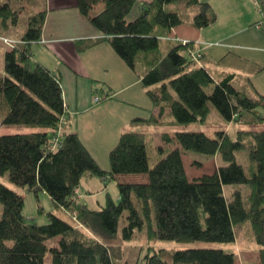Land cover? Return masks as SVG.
<instances>
[{"label":"trees","instance_id":"trees-1","mask_svg":"<svg viewBox=\"0 0 264 264\" xmlns=\"http://www.w3.org/2000/svg\"><path fill=\"white\" fill-rule=\"evenodd\" d=\"M22 1L0 0V28L20 29V35L9 36L20 41L7 47L0 68V119L3 126L36 130L0 134V172L36 196L39 213H44L41 193L50 197L57 212L47 213L46 224L27 219L24 196L0 182V264H118L122 253L110 240L118 237L122 222L124 241L145 230L150 241L221 244L153 248L143 258L145 264H235L236 252L222 245L236 241L239 225L251 223L264 264V129H240L235 135L226 130L164 132L162 140L177 145L170 151L159 145L165 156L152 167L149 136L126 131L110 152V169H102L77 133L65 130L59 141L54 139L66 113L61 79L34 61L31 50L42 35L47 10L33 0L39 7L25 17ZM101 1L104 7L95 12ZM137 3L78 0L80 11L128 65L136 68L140 59L146 66L142 83L157 109L149 122L157 124L168 113L174 117L168 124L173 128L208 125L211 105L226 123L264 122V95L249 82L236 85L233 73L215 79L198 64L204 53L192 57L194 39L160 49V35L185 22L187 10H195L190 21L196 27L214 23L217 13L209 0L142 1L139 14L130 20ZM260 8L264 13V5ZM243 150L251 161L249 175L238 161ZM190 151L217 157L216 169L190 178L183 159ZM85 174L115 180L119 198L107 192L99 209L81 202L78 188ZM232 184L239 187L227 195L225 187Z\"/></svg>","mask_w":264,"mask_h":264},{"label":"crops","instance_id":"crops-1","mask_svg":"<svg viewBox=\"0 0 264 264\" xmlns=\"http://www.w3.org/2000/svg\"><path fill=\"white\" fill-rule=\"evenodd\" d=\"M142 1L152 0H138L128 19L139 14ZM209 1L217 13L214 23L196 27L190 21L195 10H187L186 21L173 26L168 33L205 42L204 55L198 64L207 67L215 79L233 73L236 85L243 87L249 82L264 95V26H257L263 19L260 6L264 5V0ZM103 7L104 2L101 1L94 11L98 12ZM42 8L47 13L40 39L31 43L32 58L59 74L65 117L69 123L66 130L79 135L104 170L110 169V152L123 132H143L149 138L155 133L161 140L165 132L161 131L164 119L161 118L157 124L149 122L157 109L142 83L146 66L139 63L140 59L136 68L128 65L103 33L80 11L78 0H44ZM170 47L160 44L162 52ZM6 49L0 42V68L4 65ZM96 95L102 100L95 102ZM135 119L142 121L134 122ZM257 125L238 124L236 133L240 129H255ZM179 127H174L173 134ZM139 178L146 179L132 176V180ZM109 184L100 177L85 174L78 188V198L91 207L86 200L96 194L107 193ZM115 198H119V193Z\"/></svg>","mask_w":264,"mask_h":264},{"label":"rangeland","instance_id":"rangeland-1","mask_svg":"<svg viewBox=\"0 0 264 264\" xmlns=\"http://www.w3.org/2000/svg\"><path fill=\"white\" fill-rule=\"evenodd\" d=\"M43 1H39V6H43ZM24 4V10L23 14L26 17L28 14H31L34 12V9H37L39 7L37 4H33V0H24L22 1ZM1 29V33L3 35L9 37L20 35V29H17L15 27H11L10 29ZM0 42L4 44L6 47L10 46L8 45L3 39H0ZM173 41L168 40H161L160 44L165 47H170L172 45ZM145 55V54H143ZM212 111L210 113L209 121L210 125H202L200 123H191L188 125H185V127L181 126L178 128V130H194V131H207L212 132L214 130H224L226 129L230 134L235 135L236 134V127H238L236 123H226L220 116L219 112L216 110L214 106H212ZM263 113L264 111L261 110ZM172 119L174 117L170 115ZM169 114L163 118L164 119V125L161 127V131L164 130L165 132H169L170 135L173 134V131L175 128L168 125L170 122ZM255 129L261 130L264 129V122L259 123ZM36 130L35 128H25L23 130H20L19 128L15 127H8L3 126L1 124L0 119V134H6V133H15V132H30ZM162 145L164 149L167 151H170L171 149L176 147V143H166L162 140H158L155 133L150 135V143L148 147V155H149V163L150 166H154L163 156L164 154H161L159 152L158 146ZM239 162L242 163L245 166L246 173L250 174V167L251 161L249 159V154L247 150H243L238 153ZM185 167L187 170V173L190 178H195L202 176L204 173H211L213 172L217 167V157L215 158H208V155L190 151L189 153H186L183 155ZM200 162L201 164H199ZM132 177V176H129ZM132 180V178L130 179ZM0 182L4 183L8 187L18 191L21 193L25 198V206H24V215L27 219L34 220L38 224H46L48 223V216L47 213L50 211H56V208L51 201L50 197L47 194L41 193L40 194V200L41 204L44 208V213H39L38 211V203L36 196L29 192L27 189L20 187L16 184H14L11 180H9L8 173L2 174L0 172ZM110 187L108 189V192L113 195L115 198L116 195L119 193L117 182L115 180H109ZM104 186V185H103ZM239 185L232 184L225 187L226 194H230L232 190L238 188ZM106 197L107 193L104 192L103 194H96L92 198L86 200L87 203L91 206V208L99 209L102 206L106 204ZM2 212V206L0 205V216ZM124 223L122 222L119 227L118 231V237L116 239L110 240V243L114 245L116 248L121 250L122 258L119 260L118 264H145L143 258L145 255L148 254V252H152L153 248L159 249V248H167V249H186V248H197V247H214L221 245L219 243H208L203 241H195L190 243H180L176 241H168V240H149V238L146 235V231H139L137 230L131 240L124 241L122 239L121 233H122V227ZM236 235L237 239L235 242L231 243H224L222 246L226 248L227 250H233L236 252V262L235 264H260L259 259V246L255 243L254 237L251 231V223L241 224L236 228ZM58 238L54 242L57 243ZM50 260V256H47V261Z\"/></svg>","mask_w":264,"mask_h":264},{"label":"built area","instance_id":"built-area-1","mask_svg":"<svg viewBox=\"0 0 264 264\" xmlns=\"http://www.w3.org/2000/svg\"><path fill=\"white\" fill-rule=\"evenodd\" d=\"M257 26H259V27L264 26V22L263 21L258 22ZM160 38L172 40L174 42H181L183 44H187L191 40H193V39L188 38V37H183V36H179V35L171 34V33L160 35ZM0 39H3V41H5L10 46H14L17 42L20 41V40L11 38V37H6V36H0ZM194 41L196 43V48L191 51V55L193 58L199 59L203 55V47H204L203 44L205 42H202L201 40H198V39H194ZM210 43H218V41L217 42H210ZM94 100H95V102H99L100 96L96 95ZM68 127H69V123H68L66 117L64 116L61 118V120L58 124V132H57L56 137L54 138L55 141H59L61 139L62 133L66 129H68Z\"/></svg>","mask_w":264,"mask_h":264}]
</instances>
